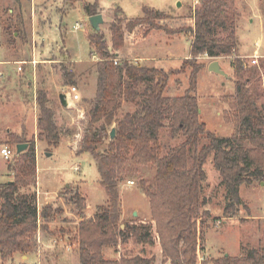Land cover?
Segmentation results:
<instances>
[{
    "label": "rangeland",
    "instance_id": "1",
    "mask_svg": "<svg viewBox=\"0 0 264 264\" xmlns=\"http://www.w3.org/2000/svg\"><path fill=\"white\" fill-rule=\"evenodd\" d=\"M94 1L0 0V149L7 145L13 150L8 158L0 152V183L13 179L14 175L8 163L14 159L15 144L8 141V133L34 137L36 182L20 189L35 194L38 208L46 204L60 208L54 219L48 222V229L37 230V246L28 252L26 263L16 252V258L0 259V264H81L78 242L73 239L75 227L107 200L95 159L88 151L79 152L88 120L87 111L97 90L95 63L98 55L91 53L87 39L88 34L97 30L91 26L89 15L84 10L85 4ZM97 1L96 12L103 16L98 32L104 35L110 51H115L112 48L111 23L120 20L124 30L123 45L116 50L119 54L115 59L172 71L180 68L183 58L190 56V29L194 25L193 13L199 0ZM235 4L238 10L235 30L239 43L235 53L197 57L203 62L196 75L194 92L199 113L207 129L218 136H227L234 131L233 120L225 116L229 106L222 99L223 95L235 91L232 63L240 57L250 67L264 57V5L259 0H235ZM144 7L167 13V18L158 20L161 28L149 29L145 24L137 25L133 30L125 28L130 18L143 14ZM76 22L82 24L77 29L74 27ZM213 59L219 60L225 74L208 69V63ZM63 66L73 71L72 81L64 77ZM189 71L170 74L164 94L175 96L188 89ZM68 84L77 86L80 98L64 107L58 94ZM261 89L263 94L258 101L264 113V85ZM39 92L45 93L47 105L53 109L54 121L62 135L55 147L37 137L39 109L36 96ZM135 108V103L123 100L119 115ZM183 139L182 134L172 136L167 126L161 129V154ZM207 142L208 139L202 136L199 146ZM192 153L193 147L188 151L190 162ZM126 167L119 181L120 219L126 222L134 219L150 221L149 198L141 188L140 180L153 185L154 167L138 165L132 160ZM203 167L206 177L200 196L201 250L196 264L208 256L246 254L252 247L264 246V177L240 185L241 202L235 205L236 215L225 217L226 188L213 165L212 155ZM74 193L84 197L86 208L83 211L79 207L81 202L71 199ZM1 201L0 198V204ZM246 216L253 219L241 220L240 217ZM150 234L152 238L156 237L154 224L150 226ZM39 236L41 242L45 240L49 246L39 250V245H43ZM102 252L109 259L135 254L149 257L160 256L161 248L158 241L150 238L138 242L131 237L118 245H105Z\"/></svg>",
    "mask_w": 264,
    "mask_h": 264
},
{
    "label": "trees",
    "instance_id": "2",
    "mask_svg": "<svg viewBox=\"0 0 264 264\" xmlns=\"http://www.w3.org/2000/svg\"><path fill=\"white\" fill-rule=\"evenodd\" d=\"M199 1L190 29V56L183 58L176 70L166 71L127 59L115 62V51L123 45L124 32L118 19L110 26L115 51L108 49L100 32L87 36L91 53L98 55L95 63L97 90L87 111L88 120L79 152L88 151L95 159L107 200L75 227L73 239L78 242L81 264H196L201 250L200 196L206 177L203 165L207 158L212 155L213 165L226 188L225 217L236 215L235 205L241 202L240 185L264 177V113L258 101L263 94L264 57L250 67L242 58H235L231 65L235 91L222 96L229 106L225 116L233 120L234 131L227 136L209 131L201 120L194 93L197 72L203 67L197 57L235 53L239 44L235 30L238 10L235 0ZM259 2L264 5V0ZM97 6L95 0L85 4L84 10L88 15L94 14ZM167 17L163 11L144 7L143 14L130 18L124 27L133 30L137 25L145 24L149 29L161 28L158 20ZM62 68L64 77L72 81L73 71L66 66ZM187 69L190 70L189 88L179 95H165L169 75ZM36 99L39 109L37 137L55 147L62 135L54 121V111L47 105L45 93L39 92ZM123 100L135 103L136 108L119 115ZM113 124L115 135L109 139L108 132ZM166 126L172 136L182 134L184 139L161 154L159 136ZM202 136L208 142L199 146ZM8 141L12 144L28 142V147L18 153L14 151V159L8 163L14 171L13 179L0 183V259L3 261L12 259L16 252H31L37 246V230L48 229V222L60 211L59 207L48 204L38 208L35 194L20 189L36 182L34 137L25 138L10 132ZM191 147L190 162L188 151ZM129 160L154 167L153 185L140 180V186L149 198L150 221L120 219L119 181ZM71 199L81 202L82 211L86 208V201L79 193H74ZM203 213L208 215L207 211ZM152 224L156 232L153 238L150 234ZM131 237L138 242L149 238L158 241L160 256L135 254L114 259L104 256L102 248L105 245H118ZM200 264H264V246L252 247L246 254L208 256Z\"/></svg>",
    "mask_w": 264,
    "mask_h": 264
},
{
    "label": "water",
    "instance_id": "3",
    "mask_svg": "<svg viewBox=\"0 0 264 264\" xmlns=\"http://www.w3.org/2000/svg\"><path fill=\"white\" fill-rule=\"evenodd\" d=\"M88 20L91 24V26L95 29V30H99L100 28V24L103 22V16L101 12H96L94 14H90L88 17ZM208 69L210 71H215L221 74H225L224 70L221 68V65L219 63L218 59H213L208 63ZM59 97V101L61 103L62 106L66 107L70 104L69 100L66 97V93L60 92L58 94ZM109 134V139H113L114 135H115V124H113L108 132ZM28 147V142H18L15 144V151L21 152L23 150H25ZM47 155H50V152H46ZM227 254V253H226Z\"/></svg>",
    "mask_w": 264,
    "mask_h": 264
},
{
    "label": "built area",
    "instance_id": "4",
    "mask_svg": "<svg viewBox=\"0 0 264 264\" xmlns=\"http://www.w3.org/2000/svg\"><path fill=\"white\" fill-rule=\"evenodd\" d=\"M81 25H82L81 23L76 22L74 27H75V29H77ZM114 61L116 62L117 59H115ZM18 68L21 69V65H18ZM1 75H2V73L0 72V76ZM64 92L66 93V97L69 100L70 104L72 102H76L80 98L78 88L75 84H68L65 87ZM82 116H84L83 113H82ZM0 152L3 154V156L5 158H8L12 155L13 150L9 146L5 145V146L1 147Z\"/></svg>",
    "mask_w": 264,
    "mask_h": 264
},
{
    "label": "crops",
    "instance_id": "5",
    "mask_svg": "<svg viewBox=\"0 0 264 264\" xmlns=\"http://www.w3.org/2000/svg\"><path fill=\"white\" fill-rule=\"evenodd\" d=\"M115 53L116 54H119V51H115ZM247 218L249 217V216H246ZM249 218H251V219H253V217H249ZM41 233H40V231H39V235H40ZM41 236V235H40ZM40 236H39V242L40 243H42L43 245H39V250H40V248H45V246H49V243H47V241H42L41 242V240H40ZM51 243V242H50ZM240 255V254H239ZM16 256H17V253H15L14 254V256H13V258H16ZM19 257H20V259H21V261H23V262H25L26 263V261H27V259H28V257H29V253H26V254H21V253H19ZM38 263H40V262H38Z\"/></svg>",
    "mask_w": 264,
    "mask_h": 264
}]
</instances>
